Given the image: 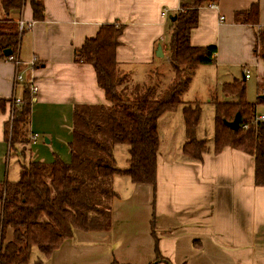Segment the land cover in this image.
Returning a JSON list of instances; mask_svg holds the SVG:
<instances>
[{
    "label": "crops",
    "instance_id": "crops-1",
    "mask_svg": "<svg viewBox=\"0 0 264 264\" xmlns=\"http://www.w3.org/2000/svg\"><path fill=\"white\" fill-rule=\"evenodd\" d=\"M41 2V21L32 19L28 4L11 14L16 22L20 17L31 24L20 37L16 54L19 70L0 61V99H21L30 81L37 88L33 97L29 94L28 126L29 136L37 137L26 146L24 155L20 147L10 154L5 140L9 103L0 115V183L9 181L10 156L19 169L21 162L30 160L50 164L54 156L70 163L76 110L108 105L92 67L73 62L75 49L95 36L102 25L122 24L116 61L128 77L133 69L143 74V68L169 58V21L183 4L179 0ZM255 3L259 7L256 25L235 20L236 13L248 11ZM215 5L216 9L208 5L199 9L197 27L190 34L191 46L215 48L213 66L231 76L227 83L239 80L234 77L235 69L242 71V80H246L245 74L250 79L249 68L261 73L264 83L259 57L264 48L258 39L259 32H264V0H218ZM18 71L23 82L15 85ZM178 111L182 115L179 108L172 113ZM212 150L213 145L201 161L183 154L163 157L158 150L153 186L133 184L127 176L115 175L112 184L121 187L130 183L131 191L127 196L114 191L110 229L74 230L49 258L35 264H264V188L254 185V160L228 147L218 154ZM11 238L12 230L7 228L4 240Z\"/></svg>",
    "mask_w": 264,
    "mask_h": 264
},
{
    "label": "trees",
    "instance_id": "trees-1",
    "mask_svg": "<svg viewBox=\"0 0 264 264\" xmlns=\"http://www.w3.org/2000/svg\"><path fill=\"white\" fill-rule=\"evenodd\" d=\"M217 1L183 3L182 10L169 21L167 46L174 76L171 85L160 93L147 86L133 87L128 83V75L120 70L115 55L124 29L122 24L102 25L95 36L74 50L73 62L92 67L108 105L76 110L73 141L69 146L70 163L57 156L50 164L21 162L18 179L0 183V264H30L32 248L47 259L63 241L72 237L74 230H109L111 201L116 196L112 188L115 175H125L133 184L155 185L159 150L157 121L180 106L179 97L189 85L190 72L215 63V48L191 46L190 34L197 27L199 9ZM26 4L34 21L43 20L41 0H0V61L5 58L4 50H10L12 56L18 53L23 31H19L11 14L21 12ZM258 14L255 3L248 11L236 13L234 18L256 25ZM258 39L264 48V32H259ZM259 57L264 65V51ZM244 82L234 80L223 84L222 91L233 97V102H212V152L218 154L228 147L251 156L254 185L264 188V122L256 121V108L264 105L260 99L264 95V83L257 85L258 97L253 104L246 100ZM10 101L0 99V115L5 113ZM30 113L31 98L26 88L20 106L15 109L10 132L5 125L10 154L20 147L24 155L30 144ZM236 114H239V127L230 130L226 123L232 122ZM199 115L197 104L182 108L185 137L182 154L192 161H201L208 152L205 141L195 136ZM116 145L128 147L127 169L116 167L113 155ZM7 228L12 230V238L5 242Z\"/></svg>",
    "mask_w": 264,
    "mask_h": 264
},
{
    "label": "rangeland",
    "instance_id": "rangeland-1",
    "mask_svg": "<svg viewBox=\"0 0 264 264\" xmlns=\"http://www.w3.org/2000/svg\"><path fill=\"white\" fill-rule=\"evenodd\" d=\"M166 36H169V31ZM260 64V63H259ZM261 71L264 72L263 66L260 64ZM236 77L242 80V74L240 69H235ZM133 75L130 74L128 81L134 87L147 86L154 88V91L160 93L165 91L173 82V70L170 64V57L162 62L160 65L147 66L142 69L143 74L139 69H133ZM250 79H246L245 85V97L247 102L255 103L258 97L257 95V83L263 82L262 74H257L254 69H248ZM192 82H189L187 89L180 95L182 110L184 106L191 105L192 107L197 104L200 109L199 121L195 130V136L198 139L205 141L206 146L213 145V126H214V102L218 103H231L234 98L222 91L223 84L231 81V76L226 73L224 69H216L213 65H207L199 67L191 71ZM135 73V74H134ZM230 77V78H227ZM193 78V79H192ZM213 102V103H212ZM176 108V109H177ZM257 115L264 114V105H258L256 108ZM183 116L180 111L176 113L167 112L164 113L157 121V132L159 136V152L163 157L172 154L173 157H182L181 145L185 142L184 137V122ZM41 140V139H40ZM180 148V149H179ZM128 147L124 145H116L113 147V155L116 161V167L118 169H127L128 163ZM7 177L9 181H16L18 179L19 168L16 166V162L13 156L8 158ZM116 178V177H115ZM127 180V179H125ZM129 182V180H128ZM130 184V183H129ZM119 186L116 183L112 184L113 191L119 193L122 196H127L131 191V186ZM44 259L42 254L38 252L36 248H32L31 262L35 264L37 260ZM40 260V261H41ZM152 264V263H151Z\"/></svg>",
    "mask_w": 264,
    "mask_h": 264
},
{
    "label": "built area",
    "instance_id": "built-area-1",
    "mask_svg": "<svg viewBox=\"0 0 264 264\" xmlns=\"http://www.w3.org/2000/svg\"><path fill=\"white\" fill-rule=\"evenodd\" d=\"M179 1L181 3H183L185 0H179ZM208 7L211 8V9H216L215 3L209 4ZM178 10H182L181 6L179 7ZM165 13L166 12H164L163 14L165 15ZM221 20H222V18H221ZM17 24H18V28H19V31L20 32L31 27V24H26L22 20V18H20V17L17 20ZM4 60L7 61V62L12 63L19 70V68L21 66V62L18 60L17 56L10 55L8 57H5ZM244 78H246V79L249 78V75L248 74H245L244 75ZM22 82H23V76L20 73V71H18L17 74L15 75V78H14V84L15 85L16 84L18 85V84H20ZM26 86L28 88L29 94L33 97L36 94V92H37V88L34 85V82L33 81H30V82H28V84ZM31 101H32V98H31ZM20 104H21V99L20 98H13L9 102L10 114H9V119H8V122H7L8 123L9 132L11 131L12 123L14 121V112H15V109L17 107H19ZM256 121L264 122V115H258V116H256ZM36 137H37L36 135H31L30 136V141L31 142H34L36 140Z\"/></svg>",
    "mask_w": 264,
    "mask_h": 264
},
{
    "label": "water",
    "instance_id": "water-1",
    "mask_svg": "<svg viewBox=\"0 0 264 264\" xmlns=\"http://www.w3.org/2000/svg\"><path fill=\"white\" fill-rule=\"evenodd\" d=\"M172 19H174V17L171 18V20H172ZM159 51H160V48H159ZM3 55H4L5 57H8V56L11 55V51L8 50V49H7V50H4ZM260 99L264 100V95H263V96H260ZM226 126H227L230 130H237V128L239 127V114H236V115H235V118L233 119L232 122H227V123H226Z\"/></svg>",
    "mask_w": 264,
    "mask_h": 264
}]
</instances>
